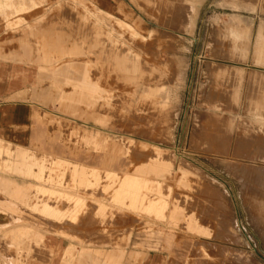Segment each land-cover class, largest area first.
Returning a JSON list of instances; mask_svg holds the SVG:
<instances>
[{
	"label": "rangeland",
	"instance_id": "rangeland-1",
	"mask_svg": "<svg viewBox=\"0 0 264 264\" xmlns=\"http://www.w3.org/2000/svg\"><path fill=\"white\" fill-rule=\"evenodd\" d=\"M108 5L117 14L96 0H0V55L18 48L36 72L29 93L51 141L66 146L31 151L55 168L28 174L0 147V173L53 190L28 189L42 216L52 218L38 207L47 199L66 207L52 219L74 223L67 211L92 212L99 200L89 192L102 191L117 229L124 219L149 241L193 240L187 264H264V0ZM71 163L99 169V183L82 182ZM112 172L158 182L164 215L113 199Z\"/></svg>",
	"mask_w": 264,
	"mask_h": 264
},
{
	"label": "crops",
	"instance_id": "crops-1",
	"mask_svg": "<svg viewBox=\"0 0 264 264\" xmlns=\"http://www.w3.org/2000/svg\"><path fill=\"white\" fill-rule=\"evenodd\" d=\"M36 76L32 68L21 63L18 48L0 55V147L10 150L13 166L26 174L36 165L24 156L38 158L32 152H47L41 155L49 156L50 152L62 154L66 150V146L51 141L41 103L29 93ZM71 164L80 169L85 166ZM31 179L0 173V264H187L193 240L166 243L155 236L149 241L145 232L126 227L124 219V226L117 229L114 212L110 213L112 199L106 192H89L99 200L98 205L90 213H78L74 223L42 216L34 210L35 197L28 190L41 185ZM75 197L84 200L83 196ZM57 208L66 210L64 206ZM97 213L109 216L107 223ZM149 245L153 249L145 252Z\"/></svg>",
	"mask_w": 264,
	"mask_h": 264
},
{
	"label": "bare ground",
	"instance_id": "bare-ground-1",
	"mask_svg": "<svg viewBox=\"0 0 264 264\" xmlns=\"http://www.w3.org/2000/svg\"><path fill=\"white\" fill-rule=\"evenodd\" d=\"M96 1H98L101 9L104 8V10L105 9L107 10L106 12L109 11V12H114L115 14H117V8L115 5H113V7L110 5L106 6L107 4L110 3V0H96ZM126 60L134 63L133 66L136 67L138 63H140V54L133 52L129 56V58H126ZM11 156L13 155L11 154ZM27 159L32 160L34 163L33 165H36L37 167H39L41 172L46 171L47 168H50V170L53 171L55 168L53 163H51L47 159L36 158L34 156L33 158L31 156H28V157L24 156V160H27ZM57 162H65V161H61L59 159L57 160ZM155 164L159 166L160 168L155 169L154 172L158 174H162V176L168 173L169 168L167 165L163 164V162L157 161ZM149 170L151 172V170L153 169L151 168ZM98 171L99 169L94 168V167L84 166L80 169L78 168L77 165H75L73 175L77 176L82 182L96 184V183H99V179H101L100 175H98L99 173H97ZM185 173L186 171L183 170L182 174H185ZM88 174H92V175L89 176ZM112 175L114 178L109 188H111V186H114V187L117 186V189L112 194L113 199H118L123 204L127 206H131L132 208H135V209L141 208L147 211L148 213L153 214L154 216L159 217V216L164 215V213L168 209V203L162 194V190H161V187H159L158 182L155 183L153 181L148 180L147 178L140 177L138 175L132 176V175L125 174L124 177L121 178L120 180H119L118 175H116L115 172H112ZM113 182L114 183L117 182V185L115 186V184H112ZM36 190L38 192L43 191L45 193H52L53 191V190H46L42 187H37ZM48 191H51V192H48ZM79 202L81 201L80 200L76 201L77 204ZM5 207H10V205H5ZM38 207L40 211L44 212L46 215L54 219L61 218L66 213V211H63V212L60 211L54 203H52L50 200H47V199H45L42 202V204H40ZM72 210L73 211H67V212H69L70 214L72 213L71 216H74V217L77 216V214L75 213L77 210V207ZM40 223L42 224V222Z\"/></svg>",
	"mask_w": 264,
	"mask_h": 264
}]
</instances>
